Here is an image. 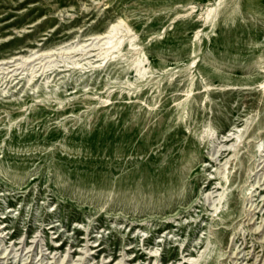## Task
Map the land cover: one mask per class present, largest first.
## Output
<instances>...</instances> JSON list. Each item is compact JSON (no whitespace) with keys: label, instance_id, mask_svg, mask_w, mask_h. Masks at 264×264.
I'll list each match as a JSON object with an SVG mask.
<instances>
[{"label":"rangeland","instance_id":"obj_1","mask_svg":"<svg viewBox=\"0 0 264 264\" xmlns=\"http://www.w3.org/2000/svg\"><path fill=\"white\" fill-rule=\"evenodd\" d=\"M0 264H264V0H0Z\"/></svg>","mask_w":264,"mask_h":264},{"label":"bare ground","instance_id":"obj_2","mask_svg":"<svg viewBox=\"0 0 264 264\" xmlns=\"http://www.w3.org/2000/svg\"><path fill=\"white\" fill-rule=\"evenodd\" d=\"M207 9V8H206ZM213 11V8L212 7H209V9H207L206 10V15H207V17L211 14V12ZM120 22V21H119ZM119 22H116L117 23V25L116 26H113L112 25V28H110L108 31H107V36H106V41H105V43H103V42H101L102 44H104L103 45V47H104V53L102 52V54L104 55L103 56V60L105 61V59H107V58H109V56L108 55H112V57H115L116 56V54L118 53V47H119V44L121 43V41H124V35H121V36H117V30H118V28H119V26H118V23ZM115 23V24H116ZM119 25H120V23H119ZM107 28H109V27H107ZM106 32V31H105ZM105 32H103V33H105ZM97 34H99V33H97ZM100 35V34H99ZM93 36V35H92ZM91 37V36H90ZM95 37V36H94ZM98 37V36H97ZM92 38V37H91ZM96 38V37H95ZM100 38V37H99ZM102 38V37H101ZM87 39V38H86ZM98 39V38H97ZM103 39H104V36H103ZM94 40V39H93ZM101 41H103V40H101ZM128 41H131V39L128 37ZM82 44V43H81ZM80 45V44H79ZM80 47V46H79ZM82 47V46H81ZM60 48V47H59ZM67 49L69 48L70 49V47H66ZM53 49H55V48H53ZM62 49H64L63 47H62ZM48 50H52V49H48ZM56 50V49H55ZM43 51H41V53H42ZM47 53H49V52H47ZM46 53V54H47ZM34 54H37V53H34ZM44 54V53H43ZM23 56V55H22ZM30 55H28L27 56V58L29 57ZM33 56V55H32ZM108 56V57H107ZM21 57V56H20ZM31 57V56H30ZM107 57V58H106ZM21 58H24V57H21ZM25 58H26V55H25ZM30 59V58H29ZM110 59V58H109ZM26 60V59H25ZM102 61V60H101ZM100 65V64H99ZM134 66V65H133ZM137 67H139V64H138V62L135 64V68H137ZM141 72V68L139 67V69L137 70V73H140ZM230 135V134H229ZM230 137V136H229ZM227 140H228V138H227ZM231 147H232V145H231ZM229 148V147H228ZM234 148H235V146H234ZM233 148V149H234ZM226 149H227V147H226ZM223 150V149H222ZM229 150H232V149H229ZM218 151V150H217ZM227 151H228V149H227ZM232 151H234V150H232ZM220 152V151H219ZM225 152H223V154H224ZM229 153V152H228ZM233 153V152H232ZM227 156V155H226ZM222 157V156H221ZM229 159V158H228ZM227 160V159H226ZM227 163V162H226ZM226 163H224L225 165H226ZM223 164V165H224ZM224 165V166H225ZM227 166V165H226ZM225 168V167H224ZM224 177V176H223ZM217 204H216V207H215V211L214 212H218L219 211V207L221 206V204H222V195L220 194L219 195V197H218V199H217ZM88 249V248H87ZM154 256V254H151L150 255V257H153ZM119 260V259H118ZM117 260V261H118ZM184 263H186V262H184Z\"/></svg>","mask_w":264,"mask_h":264}]
</instances>
